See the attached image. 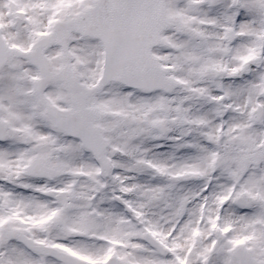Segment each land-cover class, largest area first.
Segmentation results:
<instances>
[{"label": "snow or ice", "instance_id": "6c2138e0", "mask_svg": "<svg viewBox=\"0 0 264 264\" xmlns=\"http://www.w3.org/2000/svg\"><path fill=\"white\" fill-rule=\"evenodd\" d=\"M0 264H264V0H0Z\"/></svg>", "mask_w": 264, "mask_h": 264}]
</instances>
